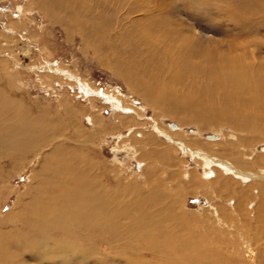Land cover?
<instances>
[{"label":"rangeland","instance_id":"rangeland-1","mask_svg":"<svg viewBox=\"0 0 264 264\" xmlns=\"http://www.w3.org/2000/svg\"><path fill=\"white\" fill-rule=\"evenodd\" d=\"M139 1L136 0L138 6L147 5V11H134L133 5L135 0H119L117 4L120 5L119 7L124 6L122 9H114L116 8L114 6L108 7V3L103 5V1L101 5L93 6L97 3L96 0L93 5H86L84 0H79L77 3H72L73 5L70 8L66 7L67 9H60L59 11L52 10V12L44 10V7L41 6L42 0H0V91L16 101L19 100L23 105L21 106V112L24 111L25 114L35 118L38 115L43 118L40 126L47 140H44L46 142L44 149L47 155H51L50 158L53 161L57 160L55 158H60V162L63 161L61 166H70L71 163L65 156L59 155V152L53 153L55 150L53 149L54 145L58 142H62L66 146L67 151L64 152L70 156H73L78 151V157L76 156V158H79L80 166L85 167L84 169L91 172V175H96L99 183L111 186L115 190L114 192L122 193L123 196L126 194V198L128 196L129 198L135 197L137 194L140 195L142 204L146 205L148 203L147 205H151L158 198L157 190L163 191L171 197L177 196L180 201L179 204H182L181 208L184 210L180 212L185 214L182 224L179 226L178 224L171 223V221L170 223L167 222L165 227L172 233L177 230L176 226L183 228V222L186 220L187 226L182 231L186 235L184 239L186 240L187 237L189 238L192 235L193 240L191 237L188 240H191V243L196 247L197 245L199 248L203 247L204 252L209 257L206 260L201 255L195 253L193 260L187 261L188 264H264V197L259 199L260 191L257 189L264 183V180L253 179L252 182L246 185L244 180L239 179V176L233 172L231 174L224 172L226 173L224 179L221 177L214 184L202 177L204 166L200 163L201 159H198L202 154H208L214 160L227 159L233 160L232 162L234 163L241 161L245 164L247 171L252 173L261 172L264 175V120H258L257 128L254 129L252 127L249 130L239 125L228 124L223 120L215 122L213 120L197 119L194 116L195 113L192 114L189 109H184L183 112L173 115L171 110L160 107L156 108L154 106L156 104L153 101L150 103L149 99H147V94L140 95L138 93L139 85H149L153 81L156 86H160L158 90L168 88L169 90L178 91L177 93L180 94L193 95L196 93L192 91L198 87H208L211 89L218 85L219 81L216 79V76L214 77V74L219 73V77L221 76L218 69L221 71V60L225 55L228 58L241 55L250 61L252 57H258L254 56L253 49L257 54L259 53V59L264 60V15H252L250 12L234 15L229 10L234 7L233 1L229 0L228 2L227 0H215L216 2L206 0L207 4H204V0H192L195 2L194 4L197 9L195 7H186L187 5L185 4L188 0H160L162 3L161 10L165 12L167 19L165 17L158 20L162 27L160 28V24H158L157 28L160 31H158L159 33L157 32L155 38L160 39L161 37H165L166 39L167 37V44L170 42V50H165V46L162 45L158 47L155 43L156 41H153V45H156V48L152 51L148 48V51L145 46L146 40L144 37L141 38V41L139 38L140 35L145 34L142 30L154 26V19H149V17L153 15L150 13H158L154 9L156 8V0ZM218 2L220 4H217ZM105 5L108 9H106ZM169 5L171 6L168 7ZM148 6H150V9ZM262 8L258 9L262 11ZM255 16L256 20L254 19ZM142 17L145 19L143 20ZM61 22L64 24H61ZM244 25L247 26L245 27ZM178 26H181V28H178ZM168 28L169 30L173 28V31H166ZM196 29V38H198V41L200 40L199 43L201 44L196 47L197 49H192L195 51H191L189 49L191 44L189 37H191ZM85 31L86 33L84 34ZM165 34L169 38L168 36H164ZM230 46H232V50L234 51L231 52ZM157 47L163 49L159 50ZM242 52L245 54L243 55ZM133 63H137L136 71H131L132 73H130L127 71V68ZM214 70H216L215 73ZM156 71L158 77L155 75ZM221 79L226 80L227 78L222 75ZM177 80L179 84H176V82L178 83ZM87 84H92L93 88L96 89L95 91L99 94L104 93L112 96L108 99H104L100 95L94 96L95 94L88 92L85 88L83 89L85 85L88 88ZM162 85L166 86L163 87ZM113 96L116 97L114 98ZM98 109L99 111H97ZM66 110L67 112L70 111L67 113ZM251 110L261 112V108L251 107ZM7 112L10 114V109ZM90 114H96L99 119L100 117L104 119L99 128H96V123L91 122L89 124L87 117ZM261 116L264 117V115ZM46 120L47 122H54V124L50 126L46 123ZM141 122L142 125H140ZM239 122H242V120H239ZM154 124H157L158 130L154 128ZM55 125L59 132L57 133L58 138L56 139L55 137L51 141H48L51 139L50 133L56 129V127H53ZM77 125L82 127V133L84 134L81 133L79 135L80 131H75ZM74 126L75 130L72 129ZM60 129L63 130L61 131ZM0 130L1 133L4 132L3 127ZM91 130L96 132L97 136L93 137L92 143L87 142V144L85 143L84 145L83 143L82 145L79 139L83 140L84 136V139L87 140V136L92 132ZM60 131L63 133H60ZM143 131L145 134L146 131L153 133L156 131V135L154 134L153 137H159L158 139L161 141L158 146L160 147L156 148L157 142L152 143V146H156L157 153L145 152L141 156L135 154L137 151L133 150L134 143L145 141L146 138L150 137H144L142 135ZM6 133L8 131L3 134ZM216 135H218L216 139L210 137ZM238 137H241L243 140L241 145H231L229 139L234 140V138ZM122 140L125 143L124 145ZM129 140H132V146L128 143L130 142ZM181 143L183 144L181 145ZM222 146H230L228 147V154L221 153L220 147ZM119 147L121 150L118 153L116 150ZM235 147H243V149L248 151V155H244L245 150L243 152ZM197 149L202 151L200 152ZM163 153H168V155L164 156L166 154ZM250 154L251 156L253 155L251 159L248 158L251 157ZM34 155L33 152H28L27 158H20L16 166L12 165L5 155V157L0 156V210L2 217L8 219L3 227L0 228V232L2 235H5L6 240L8 237V239L14 242L8 244L7 241L5 243V249L9 250V254L11 255L9 257V264H53L46 259H40L39 261L31 255L30 258L26 257L30 254V251H33L30 250L31 248L26 241L34 235H28L32 231H30V227L25 223L24 226L22 225L21 217L28 215L24 208V202L31 200L35 194L33 187L30 185L29 177L33 175L35 170L40 168L39 166L45 157V153L40 152V157ZM259 156L262 158V162ZM253 158L254 160L250 161ZM222 161L223 164L220 163L215 166H219L218 168L221 166L223 169L222 165L225 166V164L224 160ZM90 162L93 163L91 164ZM142 162H145L144 165L147 169H140ZM52 167L55 168L56 165L53 164ZM76 170L79 169L76 167L74 172H77ZM94 171L96 172L94 173ZM194 171H196V176L187 180V175L185 174L190 175ZM227 174L232 177L226 176ZM98 175L101 176L98 177ZM229 181L230 183H228ZM191 182L202 186L205 184V187L194 188L196 189L195 191L189 192L186 185ZM183 185L185 186L183 187ZM231 185H237L241 189H245V192L239 194L238 197L239 205L243 202L242 210L237 207L235 211L234 209L232 210L231 205L234 204V197L236 196L233 194L226 195V193L234 190ZM207 189L209 192L207 191L208 193L206 194L205 191ZM213 191H221L224 197L221 200L223 205H218L217 201H220V199L213 201L218 206H221V208L217 206L218 210H215L217 214L214 212V209L209 208L210 202L205 197V194L209 196L210 192ZM131 192H134L135 195ZM150 192H153L154 196L151 195L153 198L149 197L148 194ZM180 197L182 198L181 200ZM246 198H248L247 201ZM163 199L167 198H162L160 201H164ZM230 201L233 203L228 204ZM254 202H256L255 207L258 208L259 206L260 209L254 211ZM261 203H263L262 206ZM18 204L20 206L17 208ZM224 206L226 209H224ZM147 208L144 207L143 209L146 210ZM220 215L223 216V220L217 219ZM129 221L124 218L121 220L122 225L126 226L129 224ZM222 222L226 224H222ZM218 223L221 224L218 225ZM150 226L151 230L157 228L156 226ZM22 227L23 230L21 229ZM165 227L163 228L164 230ZM220 229H223L222 233H218ZM90 230L92 238L87 233L83 234L85 238L83 240H86L85 243L83 242L84 248L91 249L93 246L96 247L97 244H102V246H99L97 253H105V256H103L105 258H103L104 264H119L116 258H119L120 254L123 253L128 256L131 255L132 258H144L143 264L151 256L142 250L143 246L141 244L143 239L139 238L136 234L129 236L127 240H122L123 242L120 241V243H114L115 245H107V240L99 237V240L94 238L97 236L94 227ZM134 230L137 234L141 233V230L136 225L134 226ZM62 235L50 234L48 238L50 240L49 247H55L56 242L54 243V241L63 239L64 235ZM83 235L79 233L78 236L83 238ZM98 236H102L105 239L108 238L105 234ZM37 237L39 238L41 235ZM129 245H134L141 251L137 249L131 250ZM20 247L22 248L20 249ZM165 250L170 253L172 251L175 252V249L171 247L169 249L166 247ZM73 255L75 254L72 252L68 254L73 259L66 264H101L99 262L101 260L100 256L95 257L93 261L87 262L83 258L80 261ZM92 255L88 254V256L93 257ZM191 255L193 256L192 253ZM161 257L163 260H166V253H163ZM28 259H30L29 262L27 261ZM113 260H116V262ZM166 263L172 264L171 262H167V260Z\"/></svg>","mask_w":264,"mask_h":264},{"label":"bare ground","instance_id":"bare-ground-1","mask_svg":"<svg viewBox=\"0 0 264 264\" xmlns=\"http://www.w3.org/2000/svg\"><path fill=\"white\" fill-rule=\"evenodd\" d=\"M30 1H32V0H30ZM84 1H85L86 5L87 4L93 5L95 2V0H84ZM96 1H97V3L93 6H99L102 4V1H103V5L108 3L109 4L108 7L114 6V7H116L114 9H118V8L122 9L124 7V6L119 7L120 5L117 4L119 0H99V1L96 0ZM145 1L147 2V0H145ZM168 1H171V0H168ZM214 1L215 0H212V2H214ZM224 1H223V3H224ZM229 1H233L234 7L229 9V10H231L232 14H234V15L243 14L246 12H250V14H252V15L253 14L259 15V16L264 15V0H229ZM77 2H79V0H42L41 6L44 7V10H47L48 12L49 11L52 12V10H55V11L58 10L59 11L60 9L64 10L66 7L70 8V6L73 5L72 3H77ZM152 2H154V1H152ZM204 2H205L204 4H207L206 0H204ZM227 2H228V0H227ZM155 3H156L155 4L156 8H154V9L158 13L157 14L150 13L151 15L152 14L153 15L152 16L150 15L151 17L148 16L149 19H154L153 20L154 26L147 28L145 30H142V32H145V34L140 35L139 39L141 41V38L144 37V39L146 40L145 46H146L147 50L149 48L152 51L156 48V45H158V47H159V45H162V46H165L164 47L165 50L169 51L170 50L169 49V43L170 42L167 44V42H168L167 37H166V39H165V37H161L160 39L155 38L157 32L160 31L157 28L158 24H160L158 22V20L166 17L165 12L163 10H161L162 9L161 8L162 7L161 1L156 0ZM194 3L195 2H193L192 0H188L187 3L186 4L184 3V4L187 5L186 7L193 8L196 6ZM179 4H180V2H179ZM217 4H220V3L218 2ZM199 5H201V4H199ZM163 6H165V4H163ZM170 6L171 5H169L168 7H170ZM221 6H223V5L221 4ZM73 7H76V6H73ZM133 7L135 9L134 11H136V12H141L142 10L147 11V5H143V6L139 7L136 0H135ZM148 7L150 9V6H148ZM260 7H263L262 11L260 9H258ZM20 9H23V8H20ZM106 9H108L107 6H106ZM71 10H74V9H71ZM94 10H95V8H94ZM90 11H92V10H90ZM25 12H27V11H25ZM78 12H80V11H78ZM130 13H132V12H130ZM181 13H182V11H181ZM53 14H55V13H53ZM79 16H81V15H79ZM248 16H250V15H248ZM257 18H259V17H257ZM51 19H52V17H51ZM142 19L144 20L145 18L142 17ZM142 19H139V20H142ZM165 19H167V17ZM254 19L256 20V16ZM257 21H259V20H257ZM61 24H64V23L61 22ZM244 26L246 27L247 25H244ZM161 27L162 26L160 24V28ZM165 28L167 29V27H165ZM173 28H174V26H173ZM173 28H171V30ZM178 28H181V26L180 27L178 26ZM171 30H169V28H168V30H166V31H171ZM242 30H243V28H242ZM196 31H197V29L192 33L191 37H189L191 40V42H190L191 44H190L189 49H191V51H195L192 49H195L196 47H198V45L201 44V43H199L200 40L198 41V38H196ZM174 32H176V31H174ZM182 32L184 33L183 30H182ZM85 33H86V31L84 32V34ZM173 35H176V34H173ZM164 36H168V35L165 34ZM174 37H176V36H174ZM168 38H169V36H168ZM187 38H188V36H187ZM153 41H156L155 46L153 45ZM172 45H170V46L172 47V49H174V47ZM209 45H211V44H209ZM230 47H231V52L234 51V50H232L233 49L232 46H230ZM160 49H163V48H160ZM252 52H253L254 56L256 55L258 57L257 58L252 57V59H250V61H248L247 59L244 58V56H241V55H238V56H235L232 58H230V57L228 58V56H226V55L223 56L224 58H222V60H221L222 61L221 62L222 68H221V71H220V69H218V71L221 73V76L223 75L227 79L222 80L221 76L219 77V75H218L219 73L216 74L215 73L216 70H214V73H215L214 77L216 76V79L219 81L218 85L215 88L210 89L208 87H198L197 89L192 91V92H195L196 94L188 96V95L177 93L178 91L176 92L173 90H169L168 88L167 89L163 88L161 90H158V89H160V86L159 85L156 86V84L153 83V81H152V83L149 85L148 84L139 85L138 93H140V95L141 94L142 95L147 94L148 95V96L146 95L147 99H149L150 103L153 101L156 104V105H154L156 108L160 107V108H164L167 110H171L173 115L183 112L184 109L185 110L189 109L192 112V114L195 113L194 116L197 119L201 118V119H205V120H213L215 122L223 120L224 122H227L228 124H231V125H239L241 127H245V129L248 128L249 130H251L252 127H254V129H255V128H257L258 120H260V119L264 120V117L261 116V115H264L263 114L264 108L262 106V104L264 103V60L259 59V53L257 54V52L254 51L253 49H252ZM242 54L244 55L245 53L242 52ZM119 63H120V60H119ZM136 64L133 63L129 68H127L128 69L127 71L130 73H132L131 71H136ZM137 70H138V68H137ZM154 70H155V68H154ZM158 70H160V69H158ZM157 71L155 72L156 77H158L156 74ZM160 72L162 73V71H160ZM75 76H77V75H75ZM155 79H153V80H155ZM166 79H168V78H166ZM171 79H170V82H171ZM77 80H78V78H77ZM172 81H173V79H172ZM88 84H87L88 88L85 85V86H83V89L85 88V90H88V92L95 94L94 96L100 95L104 99L105 98L108 99L112 96V95L110 96V94H104V93L99 94L95 91L96 89L93 88L94 86L92 84H90V85H88ZM176 84H179V81H178V83L176 82ZM165 86H163V87H165ZM187 96H188V98H187ZM113 97L115 98L116 96H113ZM114 98H113V100H115ZM149 101H148V103H149ZM16 105L17 106L20 105V106L17 107ZM120 105H122V104L120 103ZM21 106H23V105L20 103L19 100L16 101V100L12 99L10 96L4 95L3 92L0 91V129H1V127H3L4 132L8 131V133H6V134H3L4 132L3 133L0 132V156L2 157L5 155L6 157H8V160H10L12 165L14 164V166H16L18 163V160L20 158L23 159L24 157H26L28 152L29 153L33 152L35 154L34 156H36V157H40V155H39L40 152L45 153V157L43 158V160L41 161V164L39 166L40 168L38 170H35L33 175L29 177L30 185L33 187L35 194L32 196L31 200L24 202V208L26 209V212L28 215L26 217H21L22 225L23 226L25 224L28 225L30 227V231H32L31 233H28V235H31V236L34 235L33 237L28 238L26 241L31 248L30 250H33V251H30V254L27 255L26 257L30 258L31 256H34V257H36L35 259H37L39 261H40V259H46L48 262H51L53 264H58V263L66 264L71 259H73V258H71V256H68V254L70 252H72L73 254H75V255H73V256H75V258L77 257L78 260L83 258L87 262L93 261V259L95 257L100 256L101 260L97 259V258L96 259L100 260L99 262L101 264H104L103 262H104L105 258L103 256H105V253H100V252L97 253L99 250L98 249L99 246H102V244L101 245L97 244L96 247L93 246V248H91V249L84 248V245H83V242L85 243V241H86V240H83V239H85L83 234L87 233V235L92 238V233L90 232L91 231L90 229L94 227L96 229L95 234H97V236H95L94 238L98 239V237H99V238H102L103 240H107V242H108V243H106L107 245H109V244L115 245L114 243H120V241L123 242L122 240H125V239L127 240L129 238V236H132L134 234L138 235L139 238L143 239V242L141 244L143 246L142 250L145 251V253L147 252L151 255L145 264H165L166 260H167V262H171L172 264H188L187 261H192L193 257L195 256L194 255L195 253L201 255V257L203 259H206V260H207V258L209 259L208 254L206 252H204L203 247L199 248L197 244H196L197 245V247H196L193 243H191V240H188V239H190V237L192 235L189 238L187 237L186 240L184 239V237L186 235H185V233H182V231L187 226V223L185 220L183 222L184 227L183 228L179 227L182 224V220L184 218L183 216L185 214L180 212L183 209L181 208L182 204L181 205L179 204L180 201H179V198L177 196L171 197L168 194H166L165 192L157 190L156 193L158 195V198L155 201H153V203L151 205L150 204L147 205L148 204L147 203L146 204L147 206L142 204V202H141L142 200H141L140 195L136 194L135 197L129 198V196H128V198H126V196H125L126 194H124V196H123L122 193L119 194V193H117V191L114 192L115 190H113L111 186H108L105 183H99L96 179V175H91V172L84 169L85 167L83 168L82 166H80L79 161H78L79 158H76V156L78 157V151H76V153H74L73 156H70L69 154H66L64 152V151H67L66 146L64 144H62V142L61 143L56 142L57 144L54 145L53 149H55V150L53 151V153L59 152V155H61L62 157L65 156L67 158V160L71 163L70 166L69 165L66 166L68 168L61 166V163L63 161L60 162V158H55L57 160L53 161L50 158L51 155H49V154L47 155L46 151L44 149V147L46 145L45 141H47V140H46V136L44 135V131L43 132L41 131L42 127L40 126L41 122H43V118L40 117L39 115L36 116V118H35V117H32V116L25 114L24 111L21 112V109H22ZM251 107H253V108L255 107L257 109L261 108V112H258V110L252 111ZM8 109H10V111H11L10 114L7 112ZM123 109H124V107H123ZM97 111H99V109ZM66 112H67V110H66ZM93 112L95 113V111H93ZM76 115H77V113H76ZM41 116H43V115H41ZM127 118H128V116H127ZM87 120H88L89 124L91 122L94 124L96 123V128H99L101 123H102V120H104V119H101V117L99 119L98 115H96V114L95 115L90 114V116L87 117ZM239 120H242V122H239ZM71 121L74 123V121L72 119H71ZM119 121H120V119H119ZM123 121H124V119H123ZM59 122H61V121L59 120ZM77 122H79V121H77ZM137 122H138V120H137ZM46 123H48L50 126H52V124H54V122H47V120H46ZM69 123H71V122H69ZM73 123H71V124H73ZM75 124H76V122H75ZM140 125H142V122ZM64 126H63V128H65ZM129 126H131V125H129ZM53 127H56V129L52 130V132L50 133L51 139H49V137H47L49 139L48 141H51L55 137H56V139L58 138V135H57V133H59L58 128L56 125ZM140 127L142 128V126H140ZM157 127L158 126L156 124L154 128L156 130H158L159 127L158 128ZM176 127H177V125H176ZM72 129L75 130V126ZM61 131H60V133H63ZM75 131H80L79 135L83 132L82 127L80 125H77V128ZM104 131H107V130H104ZM41 132H42V135L40 136ZM92 132H90L89 135L85 134V135H88L87 140L84 139V136H83V140L79 139L80 142H82V145H83V143L85 145V143L87 144V142H91L93 137L97 136L96 132H93V133ZM137 132H139V131L137 130ZM155 132L153 133L150 131H148V132L146 131V134H145L143 131L142 135L144 137H146V136H150V137L146 138L145 141H142V142L139 141L137 143H134L135 146H133L134 147L133 150L137 151V153H135L137 156H141V155L145 154V152H156L157 153L158 150L156 148L160 147L158 145H159V142L161 140L158 139L159 137L158 138L153 137ZM177 133H178V130H177ZM82 134H84V133H82ZM109 134H111V133H109ZM113 134H114V132H113ZM137 134H135V135H137ZM55 135H57V136H55ZM61 135H63V134H61ZM167 136H168V133H167ZM64 137H66V136H64ZM67 137H69V136L67 135ZM210 137L213 139H216V138H218V135L210 136ZM74 139H75V137H74ZM134 139H135V137H134ZM167 139H168V137H167ZM174 139H176V138H174ZM185 140H183V141H185ZM131 141L128 143L131 144ZM186 141H188V140H186ZM229 141H230L231 145L240 146L243 140L241 137L240 138L238 137L236 139L234 138V140L229 139ZM75 142L78 143L79 141H75ZM52 143H53V141H52ZM122 143H123V145L125 144L124 141ZM122 143H120V145H122ZM152 143H156L157 147L154 145L152 146ZM183 143H181V145ZM115 146H117V145L115 144ZM131 146H132V144H131ZM85 147H87V146H85ZM228 147H230V146L220 147L221 153L222 154H228V152H229ZM235 148H238L239 150H241L243 152H244V150L246 151V149H243V147L242 148L241 147H235ZM77 149H79V148H77ZM82 149H84V148H82ZM119 150H121L120 147L116 151H118V153H119ZM197 150H199V149H197ZM190 152H192V151H190ZM247 152L248 151L244 152L245 156L248 155ZM249 152H251V151H249ZM252 152H254V151H252ZM118 153H116V154H118ZM127 154H128V152H127ZM163 154H166L164 156L168 155V153H163ZM251 154H250V156H251ZM252 157H253V155L251 157H248V158L251 159ZM198 159H201L200 163L204 166V174H202V177L204 179H206L207 181L214 183V184L218 180H220L221 177L224 179V176L227 172H229V174H231V172H233L234 174L238 175L239 179L244 180L246 185H248V183L252 182L253 179L254 180H259V179L264 180V175H262L261 172L260 173H252L250 171H247L245 169V164H243V162H241V161H238V162L235 161L237 163L236 164V163L232 162L233 160L230 161L227 159H222V160H224V164H225V166L222 165V167H223V169H222L221 166H220V168H218L219 166L216 167L215 165L220 164V163L223 164V161L219 160V159L214 160L208 154H202V156H200ZM259 159L262 162V158L260 156H259ZM253 160H254V158L250 161H253ZM71 161H73V162H71ZM212 163H213V165H212ZM239 163L240 164L242 163V164L240 165ZM53 164L56 165L55 168L52 167ZM144 164H145V162H142L140 164L141 170L147 169V168H145ZM76 167L79 170H76L77 172H74ZM235 167L238 168L239 170L236 169ZM89 169H91V168H89ZM95 172L96 171H94V173ZM224 172H226V173H224ZM229 174H227L226 176L232 177ZM185 175H187V180H190L191 178H194L196 176V171L191 172L190 175H188V174H185ZM99 176H101V175H98V177ZM2 181H3V179H2ZM136 182H137V180H136ZM228 183H230V181ZM184 186L185 185H183V187ZM159 187H161V186H159ZM186 187H187L189 192H193L196 190L194 188L199 189L200 187H205V184L202 186V185H197V184L191 182V183H188L186 185ZM232 188H234V190L230 191L229 193H226V195L233 194L234 196H236V197H234V204L231 205L232 210L234 209V211H235L236 207L238 209L242 210L241 208H243V202H241L239 205V203H238L239 198L238 197H239V194L245 192V189H241V187H239L237 185L232 186ZM257 189H259V191H260L259 199L264 197V183L261 184V186ZM123 191H125V190L123 189ZM207 191H208V189L205 191L206 194L209 192V191L208 192ZM134 192H131V193L133 195H135ZM147 193H148V191H147ZM150 193L148 194L149 197L151 195L154 196L152 194L153 192L151 194ZM249 193H245V194H249ZM127 194H128V192H127ZM142 194H145V193H142ZM206 194H205V197L210 202L209 208L214 209V212L217 214V212L215 211V210H218L217 206L219 204L223 205L221 203V200L224 199V197L222 196L221 191L210 192L209 196ZM162 198H167V199H163L164 201H160ZM181 199L182 198L180 197V200ZM219 199H220V201H217L218 205L213 202V201L219 200ZM247 199L248 198H246V201H247ZM181 203H182V201H181ZM229 203H233V202L230 201V202H228V204ZM253 205L255 208L254 211L260 209L259 206H258V208L255 207L256 202H254ZM257 205H259V204H257ZM19 206H20V204L17 205V208ZM261 206H262V203H261ZM144 207H148V208L146 210H144L143 209ZM218 207L221 208V206H218ZM229 207H230V205H229ZM224 209H226L225 206H224ZM220 212L221 211L219 209V213ZM216 217H218V216H216ZM122 218L130 220L129 224L127 226L122 225V222H121ZM217 219L223 220V216L220 215V217H218ZM7 220H8L7 218L5 219V217H2V212L0 210V228L3 227V225L6 223ZM167 222L175 223L176 225L178 224L179 226H176L177 230L175 232L170 233V231H168V228L165 227V224ZM225 222H222V224ZM219 224H221V223H218V225ZM135 225H136V227H139V229L141 230V233L137 234L135 232V230H134ZM150 225H152V227H155L157 225L156 226L157 228H155V230H153V229L151 230ZM164 227H165V230L163 229ZM21 229L23 230V227ZM222 230L220 229L218 233H222ZM79 233L83 235V238L78 236ZM50 234H53V235H57V234L62 235L63 234L64 235V236L62 235L63 239H61V240L57 239L54 241V243L56 242V245L53 248L49 247L50 240L48 238H49ZM100 234H103V235L105 234L108 236V238L105 239L102 236H98ZM39 235H41V237L38 238L37 236H39ZM191 239H192V237H191ZM7 241H8V244L14 243V242H12V240L8 239V237L6 240L5 235H2L0 232V264H9L10 263L9 257H11V255L9 254V250L7 251L5 249V243ZM193 242H195V241H193ZM199 242H200V240H199ZM166 247H168V249L170 247L174 248L175 252L172 251L170 253V252L166 251L165 250ZM21 248L22 247H20V249ZM129 248L131 250L137 249L136 246H134V245H129ZM137 250H140V249H137ZM125 251H126V249H125ZM183 252H185V253H183ZM17 253H18V251H17ZM163 253H166V256H167L166 260H163L161 257L163 255ZM191 253L193 254V256L191 255ZM88 254H93L92 255L93 257L88 256ZM132 255H133V252H132ZM106 256H109V255H106ZM29 260L30 259H28L27 261L29 262ZM116 260L119 264H143L144 258H140V257L132 258L131 255L128 256L127 254L125 255L123 253V254H120L119 258H116ZM116 260L115 261L113 260V261L116 262ZM80 261H82V260H80ZM93 263H95V262H93Z\"/></svg>","mask_w":264,"mask_h":264},{"label":"crops","instance_id":"crops-1","mask_svg":"<svg viewBox=\"0 0 264 264\" xmlns=\"http://www.w3.org/2000/svg\"><path fill=\"white\" fill-rule=\"evenodd\" d=\"M263 204V203H262Z\"/></svg>","mask_w":264,"mask_h":264}]
</instances>
